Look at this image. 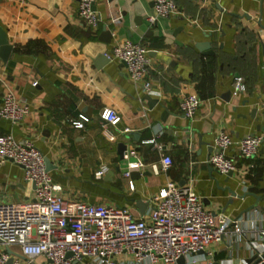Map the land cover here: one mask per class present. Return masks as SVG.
<instances>
[{
	"label": "crops",
	"instance_id": "0c3cea01",
	"mask_svg": "<svg viewBox=\"0 0 264 264\" xmlns=\"http://www.w3.org/2000/svg\"><path fill=\"white\" fill-rule=\"evenodd\" d=\"M173 1L176 15L149 23L150 0H96L99 23L88 28L77 16V0H0V28L11 47L5 62L0 56V80L29 107L20 124L0 118V135L29 140L41 151L62 198L127 207L133 218L148 214L150 198L167 181L191 185L204 209L238 219L241 233L185 264H252L264 251V0ZM104 27L114 31L109 43ZM124 41L148 50L149 92L129 80L123 63L107 59ZM199 43H208L212 54H202ZM3 93L0 84V106ZM190 93L201 99L193 120L179 109ZM104 108L120 115L117 126L99 118ZM80 115L88 120L75 128ZM221 131L233 140L262 137L252 169L236 159L228 178L206 163ZM120 142L145 165L164 155L171 166L159 174L134 169L126 178ZM100 168L106 171L99 177ZM33 200L22 168L1 165L0 202ZM113 262L133 264L125 254Z\"/></svg>",
	"mask_w": 264,
	"mask_h": 264
},
{
	"label": "built area",
	"instance_id": "2783aa9c",
	"mask_svg": "<svg viewBox=\"0 0 264 264\" xmlns=\"http://www.w3.org/2000/svg\"><path fill=\"white\" fill-rule=\"evenodd\" d=\"M150 2L153 15L147 18L149 23L178 12L173 0ZM95 3L77 0V16L88 28H96L99 23ZM147 53L143 44L124 41L112 46L108 58L123 63L129 80L149 92L151 84L144 81L150 65ZM0 84L4 88L0 118L20 124L29 107L3 81ZM200 105L201 99L192 93L179 100V109L187 120L194 119ZM79 117L72 123L75 128H82L88 120ZM99 118L114 127L121 121L111 108L102 109ZM261 144L260 135L233 140L221 131L214 137L206 163L223 176L237 171L236 159L252 169ZM123 158L127 161L123 173L126 178L134 169L148 168L159 174L171 166V159L164 155L159 164L148 165L133 150L125 151ZM6 162L22 168L23 179L34 186V200L28 204L0 202V264H39L40 260L48 264H114L122 254L128 255L133 264H177L181 257L205 252L231 233H241L238 219L204 209L191 185L167 181L150 198L148 214L133 218L127 207L86 204L59 196L46 170L44 155L29 140L18 142L10 134L0 135V166ZM105 171L100 168L96 174L100 177ZM128 187L134 189L131 182ZM253 264H264V251L255 254Z\"/></svg>",
	"mask_w": 264,
	"mask_h": 264
},
{
	"label": "water",
	"instance_id": "95a60500",
	"mask_svg": "<svg viewBox=\"0 0 264 264\" xmlns=\"http://www.w3.org/2000/svg\"><path fill=\"white\" fill-rule=\"evenodd\" d=\"M103 36H105V40H103L105 43H109L111 41V39L113 38V30H107L105 27L103 28ZM196 48L204 55H211L212 52L209 51V44L208 43H199L196 44ZM11 52V47L8 45L7 43V38L5 35V32L0 28V56L3 58V61L5 62L6 59L8 58V54H10ZM108 59V57H107ZM146 100H150L149 96L145 97ZM151 101V100H150ZM257 112V110H253L251 117H253L255 119V113ZM119 147V154L120 157L123 156V153L126 151L127 149V145L124 144L123 142H120L118 144ZM45 166H46V170L49 172L50 168V164L48 162L47 159H45ZM228 178L232 176V173H228L226 175ZM140 203V202H139ZM197 254H204L203 251L198 252ZM185 257H181L177 260V264H185ZM9 263H11V260L9 261ZM211 264H220L219 262H211ZM253 264V262H252Z\"/></svg>",
	"mask_w": 264,
	"mask_h": 264
}]
</instances>
